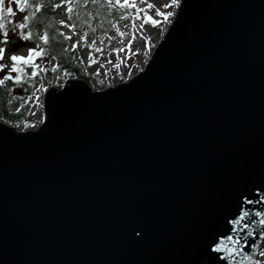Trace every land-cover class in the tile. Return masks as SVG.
<instances>
[{"label": "water", "instance_id": "obj_1", "mask_svg": "<svg viewBox=\"0 0 264 264\" xmlns=\"http://www.w3.org/2000/svg\"><path fill=\"white\" fill-rule=\"evenodd\" d=\"M43 110L35 129L0 120V264H254L264 0H181L143 70L68 79Z\"/></svg>", "mask_w": 264, "mask_h": 264}, {"label": "rangeland", "instance_id": "obj_2", "mask_svg": "<svg viewBox=\"0 0 264 264\" xmlns=\"http://www.w3.org/2000/svg\"><path fill=\"white\" fill-rule=\"evenodd\" d=\"M135 3L134 8L142 9L139 13V18L136 16L120 24L102 43L95 42L92 39L81 40L83 34H72L71 30L63 26V30L68 32L71 36V41L74 47L78 50V63L82 68V75L67 73L65 75H56L54 78V86H62L66 80L71 78L86 80L93 88L101 90L103 88L121 83L144 69L147 60L152 55L155 47L162 38L169 21H172L177 10L178 5L174 4L172 0H130ZM7 3V0H6ZM152 4V8L147 5ZM168 5V7H164ZM16 9V5H11ZM172 12L173 16L165 19L158 15V11ZM145 13L153 19L159 21L155 26L151 22H146ZM62 20L63 16L61 17ZM135 24V27H133ZM123 32L121 36L119 32ZM8 40L4 44L0 42V47H5L7 51L4 53V58L0 63L8 66L5 72H8L13 63L9 57L13 54L9 50L11 44L20 40V36L14 31H7ZM0 41H3V31L0 30ZM79 41V43H77ZM28 46V42L27 45ZM122 49V50H121ZM29 48H20L15 51L18 55L27 56ZM32 73V71H31ZM15 74V73H11ZM30 90L26 92L20 91L23 99L30 100L33 105L28 118L29 129L38 127L44 120V95L45 88L38 80L30 81ZM264 240L261 243L260 249L257 252V261L259 264H264Z\"/></svg>", "mask_w": 264, "mask_h": 264}, {"label": "trees", "instance_id": "obj_3", "mask_svg": "<svg viewBox=\"0 0 264 264\" xmlns=\"http://www.w3.org/2000/svg\"><path fill=\"white\" fill-rule=\"evenodd\" d=\"M30 4L35 5L40 3L42 11L37 13L36 16L28 21H25L24 16L32 17L33 8H26L21 12L18 7L13 8V14L9 15L4 13V29L2 31H14L20 36L23 32H32L33 37L29 40L26 48H46V54L35 58V63L39 66L37 75L32 76L31 71L33 68L28 65L23 67L26 69V75L22 73L11 74L12 76L24 75V79L21 83L12 81H6L4 85H0V120L6 123L15 125L19 129H25L29 127L27 122L28 115L33 108L30 100H24L20 95V91L24 90L29 92L30 81L38 80L44 88H49L55 84L54 78L56 75H65L72 73L73 75H82V68L78 63V50L73 46L71 39L64 40L56 35V29L65 32L63 26L58 24V21L64 20L77 23L76 29H70L72 34H84L89 31L88 38L94 40L97 43H102L107 39L112 31H114L120 24L133 18L137 15L134 8L127 9V18L120 19L125 15V10L120 8L106 9L102 5H93L90 0L87 6L82 2L80 7L77 8L79 16L75 20H72L66 15V6L61 5L58 8H53L51 5L60 4L61 0H29ZM75 7V5H74ZM91 12L93 15L87 17L91 23L88 29L83 27L82 21L85 19L86 13ZM75 15V13H74ZM93 17H95L93 19ZM52 23L51 28L48 27L49 23ZM25 24L24 29H20L19 25ZM115 25V27H113ZM95 29L92 33L90 30ZM46 30L50 31L52 36L51 45H44L37 37L43 35ZM2 78V77H0Z\"/></svg>", "mask_w": 264, "mask_h": 264}, {"label": "snow or ice", "instance_id": "obj_4", "mask_svg": "<svg viewBox=\"0 0 264 264\" xmlns=\"http://www.w3.org/2000/svg\"><path fill=\"white\" fill-rule=\"evenodd\" d=\"M83 3L85 6H87V4L89 3V0H61L60 4H53L51 5V7L53 8H58L61 5H65L66 6V15L69 16L70 18H72V20H75L76 17L79 16V12L77 11V8L80 7V3ZM90 2L95 6V5H102V7L106 8V9H115V8H120V9H124L125 10V15L121 16L120 19H125L127 18V9L129 8H136L135 3H131L130 0H90ZM172 2L176 5H179L181 0H172ZM15 4L19 10L21 12L25 11L26 8L32 7L33 8V15L32 17L29 16H24V20L28 21L32 18H34L36 16L37 13L42 11V5L40 3H36L35 5L30 4L29 0H0V30H3L5 25L3 23L4 21V13L7 12L9 15L13 14V7L11 6L12 4ZM75 5V7H74ZM148 8H152L153 5L152 4H148L147 5ZM164 7H168V5H165ZM143 11L142 9H137V16L136 18H139V13ZM158 11V15L164 17L165 19H168L169 17L173 16L172 12H161L159 10ZM75 13V15H74ZM93 14L91 12L86 13L85 19L82 21L83 27L85 29L89 28V25L91 23V21L87 18L92 16ZM95 17H93L94 19ZM145 18H146V22H151L153 26H155L156 24L159 23V21L153 19V17L148 16L145 13ZM171 21H169L170 23ZM53 22H50L48 27L51 28ZM59 25H62L68 29H76L77 28V23L75 22H69L67 20H60L58 21ZM20 29H24L25 28V24L21 23L19 25ZM113 27H115V25H113ZM133 27H135V24H133ZM92 33H94L96 30L95 29H91L90 30ZM117 31L119 32V29H117ZM119 34L121 36L124 35L123 32H119ZM56 35L63 38L64 40H70L71 36L66 34L63 31H60L59 29H56ZM89 35V31H85L84 34L81 36V40H86L87 36ZM33 37V33L32 32H21L20 33V38L21 40H29ZM40 41H42L44 43V45L48 46L51 45L52 43V36L50 35V31L46 30L44 32L43 35H40L37 37ZM8 40V33L7 31H3V41H0L4 44L7 43ZM77 43H79V41H77ZM95 43V41H93V44ZM122 50V49H121ZM7 51V49L5 47H0V61L3 60L4 58V53ZM47 49L46 48H30L28 50L29 54L27 56L24 55H18L15 52V48L13 49V54L9 57V59L13 62L11 64V68L8 72H5V69L8 68L7 65L0 63V85H4L6 81H12L15 80V82L17 83H21L24 79V75H26V69L23 67L24 65H28L31 66L33 68V71L31 73L32 76H36L37 75V70H38V65L35 63V58L36 57H40L46 54ZM11 73H22L24 75H16V76H12ZM249 203H252V201H249ZM257 216L261 217L259 223L260 224H264V212H257ZM250 217V212L248 211H244L241 210L240 214L231 221V223L233 225H239V224H243V228L244 229H248L251 227V223L255 222V221H250L248 223H243V221ZM233 231H235V229H233ZM139 235V234H137ZM225 240H234L235 244H239V238L234 239L232 236H224L219 243H217L215 245V249L217 251L220 250H225L228 251L229 247L228 245H226L224 243ZM232 254L238 253L241 251V249L239 247H231L230 249ZM261 255H264V253H261ZM233 258H235L233 256ZM244 258H249V254L245 253ZM254 264H259V261H254Z\"/></svg>", "mask_w": 264, "mask_h": 264}]
</instances>
